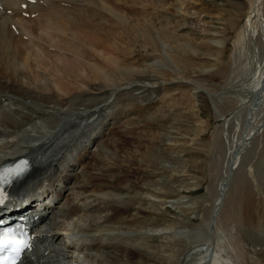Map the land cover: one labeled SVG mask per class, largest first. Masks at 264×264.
<instances>
[{"label":"rangeland","instance_id":"obj_1","mask_svg":"<svg viewBox=\"0 0 264 264\" xmlns=\"http://www.w3.org/2000/svg\"><path fill=\"white\" fill-rule=\"evenodd\" d=\"M80 1L95 3V0ZM97 3L127 17L133 33L128 44L117 39L128 53L119 54L120 62L116 61L120 65L132 66V70L124 66L123 72L118 71L121 69L119 65L113 75L103 79L102 88L95 85L89 89L80 82L94 95L113 93L105 106L107 110L103 117L100 116L101 125L95 127L98 133L103 124L104 132L100 136L108 153L95 144H90L89 151L109 155L110 158L102 163L107 167L99 172L105 180L109 177L114 181V185L121 183L123 191H104L94 195L98 199H114L131 205L125 215H138L139 209L143 211L138 215L140 220L143 218L141 223L137 222L132 227L120 225L119 230L106 228L100 233L116 238L111 240L125 242L132 251L135 250V261L141 260L142 264H172L179 258L184 264H194L202 252L200 249H205L211 242L219 249L222 260L243 264L248 259L250 264H264L263 237L261 241L256 239L257 235L264 236L263 139L255 141L254 149L250 147L245 153V162L230 172L233 179L227 182L229 190L225 200L237 202V221H227L225 215L214 228V235L202 230L211 215L212 204L226 171L228 142H232L240 129L238 126L245 128L243 119L250 93L247 98L246 95L252 83L258 81L254 79L264 69V22H261L264 21V0H97ZM33 13L22 16L31 22L39 17ZM106 19L99 21L109 24ZM247 19H250L252 39L237 42L239 30ZM114 24H111L113 29L105 30L111 34L106 37H112L113 42L121 33V27ZM30 37L34 36L25 34L24 41H30ZM34 41L36 49L31 47L28 51L32 58L36 52L43 54L39 44L45 43L38 38ZM105 48L100 49L107 52ZM92 51L98 53L93 48ZM97 58H100L99 54ZM85 61L94 65L90 59ZM183 61L187 62L186 66ZM33 66L56 87L52 70L39 64ZM93 129L94 126L90 127L88 133ZM80 130L76 134L82 135L84 129ZM85 139L83 137L82 140ZM147 150L153 155L152 159H131L135 151ZM88 153L86 160L90 161L91 152ZM89 164L85 165L84 171L78 167L81 179L98 171L94 169L95 165L88 168ZM77 189L79 199L76 198L74 204L92 208L94 195H82ZM248 199L251 202L248 204L251 209L249 220L245 216ZM216 220L211 221L212 227ZM75 221L76 218H68L65 223L73 228ZM171 225L190 230V241L182 236L171 238L156 231ZM196 229L200 235L196 239L191 238ZM165 231L171 232L169 229ZM62 233L64 242L76 243L72 237H67V232ZM69 248V259L75 261L78 251ZM240 249L242 257L237 253ZM71 260L70 263L77 264Z\"/></svg>","mask_w":264,"mask_h":264},{"label":"bare ground","instance_id":"obj_2","mask_svg":"<svg viewBox=\"0 0 264 264\" xmlns=\"http://www.w3.org/2000/svg\"><path fill=\"white\" fill-rule=\"evenodd\" d=\"M23 2L27 6L25 9L20 7ZM92 2L35 0L34 3H28L25 0H0V163L22 153L29 158L32 168L26 177L12 188L9 202L12 203L13 208H16L30 200L40 201L36 203V209L34 206H30V209L35 210L36 214H43L41 222L35 225L36 228L44 227L37 231L38 238L41 239L39 240L40 245L34 257L24 264H73L69 262L71 260L68 255L70 254L69 247L78 251L75 261L71 260L77 264H142L141 260L135 261L136 254L133 252L135 250L132 251V248L125 242L111 240L114 236L109 234L105 237L104 233H100L106 228L119 230L121 229L120 225L132 227L135 223L138 224L137 222L141 223L143 218L140 220L138 215L143 211L139 209L138 215H125L131 205L118 203L114 199H98L99 197L94 195L98 192L104 193V191L107 193L121 192L123 188L119 182L114 185V181L109 180V177L105 180L99 172L103 167H107L102 163L110 157L108 154L106 155L108 149L103 146L104 141L101 140L102 135L100 136L104 129L103 124L98 133L95 127L101 125L100 116L103 117L102 114L107 110L105 106L112 98L113 93L100 92L101 94L94 95L89 90L95 85L102 88L103 79L118 70L120 65L117 64L120 62H118L120 58L118 56L122 53L126 54L128 50L126 51L125 46H121L117 39L120 38L124 43L131 41L133 26L127 17H123L113 9L108 10V8L100 7L97 0L95 3ZM64 3L67 5L65 6ZM7 9L11 10L10 14L6 12ZM125 10L128 12V9ZM22 12H37L39 17L37 18L33 13L36 18L28 22L22 16ZM16 16L17 18H15ZM103 18H107V22L110 21V23L99 21ZM14 19L17 21L16 30L11 28L16 23L13 21ZM111 24L121 27V36L112 35L116 38L115 42L111 40L112 37H106L111 35L105 32L106 29L111 28ZM249 25H251L250 19H247L242 29L239 30L237 42L247 38L252 39L253 34L250 32ZM25 34L34 37H30V41L27 42L23 38ZM37 38L46 44L40 43L39 46L43 54L38 53V55L37 52H33L35 58H32L33 55L30 56L28 51L36 43L34 39ZM105 47L107 52L100 49ZM121 47L124 49H120ZM92 48L95 51L98 50V53L92 51ZM98 54L100 58H97ZM28 58H32V60L28 61ZM85 59H90L94 65ZM176 59L178 60V58ZM179 61H181L180 58ZM182 63L185 66L187 64L186 61ZM35 64L52 70L56 87L52 86L42 72L37 71L33 66ZM124 66L126 65H120L121 69L118 71H122ZM130 67L132 66L128 68L132 70ZM169 74L171 76L172 73ZM44 79L45 81H43ZM254 80L258 81L252 83L251 89L246 95L247 98L250 93L246 101L247 106L245 105V119H243L246 122L245 128L241 129V126H238L240 129L233 136L232 142L230 144L228 142L227 156H225L226 171L223 173L221 183L219 182L217 196L211 207V215L204 225L205 227L202 228L203 232L209 233L210 236L214 235V228H217L219 221L225 215L227 221L234 219L237 221L238 213L235 209L237 202L225 200L229 190L227 182L233 179L230 172L236 171L240 164L245 162V153L250 147L254 149L255 141L264 140V69L261 71V75ZM80 82H84L89 89L81 86ZM113 85L111 87H117L116 84ZM96 93L98 94V92ZM103 103L104 105H102ZM95 120L98 122L94 123ZM92 126L94 129L88 133ZM80 128L84 129L82 135L76 134ZM83 137L86 139L82 140ZM263 140L262 142H264ZM90 144H95L97 148L103 150L105 148L103 152H106L107 157L98 155L96 151H89ZM88 152H91L90 161L86 160L89 156ZM152 156L148 150L135 151L131 155V159H147ZM91 159L95 162L93 163ZM87 163H90L88 168L95 165L94 169L98 171L89 173L81 179L77 169L82 167V171H84ZM120 165L122 166V164ZM65 168L67 170L63 174ZM261 172L264 175V167ZM75 188H78L77 191L83 193L82 195H94L92 208L74 204L75 199H79ZM41 197L46 198L47 201L41 202V199H38ZM63 200L66 201L63 202ZM248 204H251L249 199L246 201L247 211L245 213L249 220L251 209ZM68 218H76L73 228L69 227V223H65ZM214 220L216 223L212 227L211 224ZM166 229L171 232L167 233ZM63 231L67 232L69 235L67 237H72L76 243L67 244L64 242ZM156 231L162 235L168 234L171 238L182 236L190 241V230L187 229L174 228L171 225L170 228L163 227ZM199 235L200 233L196 229L190 237L196 239ZM252 235L256 236L255 233ZM87 236L90 238L88 239ZM261 238L264 241L263 235H257L256 239L261 241ZM121 244H126V246ZM200 250L202 252L193 261L194 264H236L228 259H220L219 249H216L213 242L205 249L201 248ZM241 252V249L239 252L237 251L242 257ZM150 255L149 257H151ZM172 264H184V261L179 258ZM243 264H250V261L247 259V262L245 260Z\"/></svg>","mask_w":264,"mask_h":264},{"label":"snow or ice","instance_id":"obj_3","mask_svg":"<svg viewBox=\"0 0 264 264\" xmlns=\"http://www.w3.org/2000/svg\"><path fill=\"white\" fill-rule=\"evenodd\" d=\"M9 170H5V174H7ZM0 202H2V199H0ZM23 241H16L13 239H10L7 234L5 233L3 236H0V250H3L4 248L10 247L12 245H19L22 244ZM0 264H16V261L13 260H4L0 262Z\"/></svg>","mask_w":264,"mask_h":264}]
</instances>
